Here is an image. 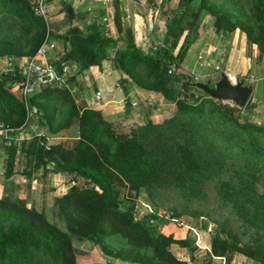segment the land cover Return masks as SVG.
<instances>
[{
    "label": "trees",
    "instance_id": "1",
    "mask_svg": "<svg viewBox=\"0 0 264 264\" xmlns=\"http://www.w3.org/2000/svg\"><path fill=\"white\" fill-rule=\"evenodd\" d=\"M47 1H57L65 7L67 21L75 18L70 4H65L62 0ZM189 1L191 0H185L187 3ZM196 1L198 13L218 17L222 9L227 10L224 2L215 4L214 0ZM223 1L229 2L232 9L239 12L226 13L230 27H220L219 24L213 27L215 32L220 30L224 36H228L233 33L235 22L239 21L245 10V2ZM249 1L253 25L242 26L240 29L249 45L264 49V0ZM33 2L34 0H0V57H24L27 61L44 42L46 25L42 18L34 15ZM96 13L99 18L103 15L102 10ZM8 21L10 26L3 28L6 26L4 22ZM102 26L103 23L96 25L95 21L91 20L89 23L83 22L81 27H70L66 33L60 35L63 44L61 55L50 64L55 78L61 81L59 85L54 81L44 85L37 84L32 93L17 100L7 91V86L13 83L21 86L24 81L22 71L12 66L9 70L0 72V124L6 130L4 137H0V147L6 154L3 177L7 179L12 175L18 150L24 155L28 165L32 162L31 168L26 170L28 174L38 167L50 165L49 172L64 178L63 184L66 187L65 193L52 201L65 231L22 200L0 198V264H45L42 260L43 251L55 254L58 264H75L72 238L78 242L92 243L97 251L130 263L186 264V261L170 252V246L186 248L189 246L188 239L175 240L157 232V215H146L140 220H135L132 214L134 195L127 191L136 193L139 186L152 180L158 169L166 165L168 155L181 169L183 167L197 170L199 165L195 157L198 148L175 143L170 138L173 148L172 152H169L171 149L165 148V145H154L148 138V132L143 129L135 137L117 140L109 131L111 121H108L100 110L75 108L74 98L69 90L74 88L78 93L85 90L78 76L90 67L94 66L100 70L101 63L106 62L111 72H121L131 81L134 80L133 71L137 68L133 67V64L145 63L149 69L147 78L150 83H137L140 90L160 94L165 100L173 103L180 113L201 115L206 106L216 108L222 104H230L232 112L236 115L229 118L241 132L247 136L264 135V127L252 125L247 122L245 116H239L242 108H237L229 102L212 100L190 86L193 77L189 75L190 80L187 81L184 78L186 75L181 73L187 54L182 45H179L173 54L172 49L176 44L172 43L171 47H167L168 41L165 38L162 43H153L143 52L135 46L131 35L126 39L106 37L102 33ZM174 26V17L170 15L166 21L165 37ZM116 27L119 29L118 23ZM3 30L5 33L2 34ZM71 66L75 68L74 72L70 71ZM62 69H65L64 73ZM126 79H121L120 83H127ZM176 81L181 82L185 91H195L203 98L198 104H194L191 99L182 101L176 98L174 87H170V84L174 85ZM204 83L208 84L207 81ZM122 93L123 106L129 109L128 92ZM61 109L65 111L64 120L58 122L57 112ZM125 113L124 109L120 116H125ZM72 118L76 119V136L70 146L67 141H63L47 147L43 137L32 136L29 140L21 142L18 148L8 147L11 144L10 137L27 123L36 122L45 128L49 135H55L59 127H64ZM151 126L147 123L144 128L150 130ZM120 188L123 191H120ZM220 195L232 204L238 216L245 222L258 224L255 213L259 208L264 209V194L249 190L239 192L228 184H223L220 187ZM184 220L187 224L188 221ZM112 241L122 243L127 249L111 250L108 245ZM207 246L214 256H225L227 264L232 253L256 259L255 252L231 243L222 232L212 233ZM97 264L112 263L105 261Z\"/></svg>",
    "mask_w": 264,
    "mask_h": 264
},
{
    "label": "rangeland",
    "instance_id": "2",
    "mask_svg": "<svg viewBox=\"0 0 264 264\" xmlns=\"http://www.w3.org/2000/svg\"><path fill=\"white\" fill-rule=\"evenodd\" d=\"M62 1L71 6L72 0ZM86 2V7L89 9L81 10L78 17L82 19L86 17L85 23L91 20H94L96 25L103 23L102 33L106 37L126 39L131 35L135 46L143 52L153 43H162L165 38L168 41L167 47H171L172 43L176 44L172 49L173 54L176 53L178 46L182 45V49H186L187 54L181 73L192 76L193 80H197L193 73L200 70L209 77L211 75L217 77L225 60L228 44L224 39L226 37L224 33L220 30L215 32L213 27L216 24L220 27H230L226 20V13L233 11L239 14L232 9L229 2L223 0H214L215 4L224 2L227 5V10L222 9L218 17L203 12L198 13L196 0L188 3L185 0H105L104 3L87 0ZM244 2L245 10L239 17V21L235 22L233 33L236 32L244 40L242 61L245 73L231 81L242 79L245 85L252 86L251 96L239 116L242 118L245 116L247 122L252 125L264 127V49L249 45L245 34L240 29L242 26L253 25L249 11L250 1L244 0ZM49 3V12L44 22L49 29L53 30H48V36L60 37L73 26L69 25L70 20L67 21L65 7L57 1ZM77 5L78 2L75 6ZM98 10L103 11L100 18L96 13ZM60 11L63 12L62 20L56 21ZM170 15L174 17L175 26L165 37L166 21ZM102 18H106L107 22H103ZM115 22L118 23L119 29ZM82 23L78 21L76 26L81 27ZM10 24L9 21L4 22L6 26L3 28ZM58 30L60 33L56 34ZM1 33H5L4 30ZM214 59L219 61L215 64ZM133 67H137L133 71L134 80L126 79L121 72L112 74L121 92H128L130 107L127 109L123 106L122 111L126 110L127 117L122 120L107 119L111 121L109 131L117 140H122L135 137L143 129L144 132H148V138L156 146L165 145V148L171 149L173 140L178 144L198 148L195 161L199 165L197 170L183 167L181 169L179 165L172 162L169 155L166 156V165L158 169L152 180L139 186L136 193L127 191L134 195L132 211L134 219L140 220L146 215L158 214L170 215L183 222L186 219L188 221L186 223L196 229V235L162 218L157 217L159 221L155 223L156 231L165 236H171L175 240L188 239L189 246L186 248L170 246V252L175 257L186 261V264H227L225 256H214L207 246L212 233L218 232H222L231 243H236L256 254V259H249L241 254L232 253L229 255L228 264H264V209L257 210L255 217L258 219V224L251 225L239 217L232 204L222 199L220 195V187L223 184H228L233 190L239 192L249 190L264 194V135L247 136L241 132L229 118L236 115L232 112L230 104H222L216 108L206 106L201 115L178 112L175 105L165 100L160 94L150 90H140L137 87L139 83H150L147 78L149 69L142 62H135ZM1 71L4 70L0 68ZM121 79H126L128 82L121 84ZM199 80L203 83L205 81L202 78ZM207 82L212 83L211 80ZM83 84H86L84 87L86 92L98 99L90 79L84 78ZM172 85L170 84V87H174V96L182 101L191 99L194 104H198L203 98L195 91L182 89L180 81ZM17 87L20 88L19 85H16ZM74 105L76 109L86 106L83 99L77 100ZM111 110L108 108L107 112L110 113ZM57 114L56 121L64 120V110L61 109ZM147 123L152 125L149 127L150 130L144 128ZM60 131L70 138L76 136V119L72 118L64 127H59L58 133ZM10 141V146L5 144L9 149L17 146L16 140ZM72 141V139L67 141L69 146ZM22 142L25 141L22 140ZM44 145L47 146L45 143ZM113 149L112 147L111 150ZM169 152H172V149ZM2 153L6 156L5 150H2ZM23 160H18L16 163L20 171L32 166V162L28 165L26 159ZM61 181L64 183V178L61 177ZM53 182L51 178L44 180V184L38 190L36 203H42L39 212H42L56 227L65 231V226L53 205L51 193H47V190L52 188ZM12 187L13 184L7 186V197L22 200L30 207L34 205L35 200L29 195V191L33 190L32 187L31 189L24 187L26 192L22 194L23 198L20 196L17 198L15 188ZM120 191L123 189L120 188ZM71 244L75 252V264H97L105 261L112 264H135L105 255L97 251L89 242H78L72 238ZM108 247L115 251L127 249L117 241H112ZM42 253H44L42 260L45 264H58V257L55 254L46 251Z\"/></svg>",
    "mask_w": 264,
    "mask_h": 264
},
{
    "label": "crops",
    "instance_id": "3",
    "mask_svg": "<svg viewBox=\"0 0 264 264\" xmlns=\"http://www.w3.org/2000/svg\"><path fill=\"white\" fill-rule=\"evenodd\" d=\"M87 0H72L71 3V10L73 15H75V18L70 20V26H76L78 24V21L82 23L85 22L86 16L84 14V18L78 17L79 13L81 10L84 9H89V7H86V2ZM78 2V5L75 6ZM53 5V4H52ZM61 7V6H60ZM62 15L63 12H59L57 14L58 17H56V21L59 19L62 20ZM47 26V23H46ZM51 26V25H50ZM52 28V26H51ZM48 30H53L49 29V27H46V37L44 42L42 43V47L45 49V53L43 55H40L36 53L31 57L34 58L35 62H39L41 64L46 63V64H51L53 60H56L57 56L56 55H61V49H62V39L58 36H48ZM60 30L57 31L56 34H59ZM226 39V43L228 44V49L226 50V57L225 60L222 63L221 69H224L225 73L227 74L228 78L231 80L238 75H241L245 73L244 65H243V44L244 40L238 36V34L232 33L224 38ZM40 46V47H41ZM39 49V48H38ZM30 59V58H29ZM28 59V60H29ZM219 60L214 59V63L218 62ZM26 62V58L24 57H0V68H2L4 71L9 70L10 67L15 66L19 70H21L22 65ZM70 71L74 72L75 68L73 66L69 67ZM183 68V67H182ZM220 69V70H221ZM219 70V71H220ZM22 71V70H21ZM193 73V72H192ZM113 72L109 70V67L106 62L101 63V69L98 70L96 67H90L88 70L83 71L81 74H79L78 78L80 81H84V78L90 79V82L94 86L95 93H99V98L95 99V97L89 95L86 92V89L81 93L77 92L74 90V88H70V94L74 98V103L78 101H83L86 104V108L90 109H98L100 110L101 114L108 120H122L123 118L127 116H120L122 113L123 109V93L121 90L116 86L115 81L113 80ZM195 76L197 77V81H200L199 79L202 78L205 81L211 80L212 83L216 81L217 77L212 76L209 77L204 73V71L200 72H194ZM218 76V74H217ZM54 81L57 85L61 83V81L57 80L55 77L52 80ZM204 81V82H205ZM100 85V87H99ZM84 87H86V84H84ZM7 91L15 97L17 100H21V94H20V89L16 85L10 84L7 86ZM111 108V112L108 113L107 109ZM119 117V118H118ZM63 131H60L59 133L55 135H49L47 130L38 124L36 122L33 123H27L25 124L20 130L17 131L13 137H10L13 141L16 140V145L17 148L20 146L22 140L27 141L29 140L32 136L35 137H43L45 144L47 146H52L59 144L58 141L62 140H69L75 139V136L70 138L65 136ZM2 147H0V198L2 195L6 196L7 193V186L9 187L11 184H13V189L15 188V194L16 197L18 198L19 196L23 198L24 190L25 188H30L32 187L33 190L32 192L29 191V195L32 196V198L35 200L34 205L32 206L35 210L39 211L42 206V203L39 204L36 203L37 199L36 196H38V190L41 188V185L44 184V180H47L51 178L53 182L52 188L47 190V193H51L52 198L59 197L63 195L66 191V187L61 181V176L58 174H54L50 171L51 166L47 165L46 167H38L37 169L33 170L30 174L26 172V170H18V165L16 164L18 160L22 161L23 154H20L18 150L16 151L15 154V159H14V164H13V173L12 175L5 179L3 177V165L5 162V156L2 153ZM24 161V160H23ZM29 175V176H28ZM25 184V186H24ZM34 186V187H33ZM28 188V189H29ZM31 189V188H30ZM13 193V190H12Z\"/></svg>",
    "mask_w": 264,
    "mask_h": 264
},
{
    "label": "built area",
    "instance_id": "4",
    "mask_svg": "<svg viewBox=\"0 0 264 264\" xmlns=\"http://www.w3.org/2000/svg\"><path fill=\"white\" fill-rule=\"evenodd\" d=\"M97 2L104 3L105 0H97ZM49 6L50 3L47 0H34L33 2L34 15L45 20L49 12ZM102 21L107 22V19L102 18ZM37 53L43 55L45 53V49L41 46L39 47ZM21 70L24 77L23 84L19 88L22 98L33 92L35 86L38 84L37 83L38 77L44 76L48 73H51L55 77L54 71L50 64H46V63L41 64L39 62H35L34 58H30L29 60H27L22 65ZM62 72L64 73L65 69H62ZM96 98H99V93H96ZM5 133L6 130L0 124V137H4ZM157 216L159 218L166 220L168 223L174 224L177 227L185 229L189 233H193L196 235V229L193 226L185 224L184 222L179 221L177 219L170 218L168 215L158 214ZM198 247L201 248V246L199 245Z\"/></svg>",
    "mask_w": 264,
    "mask_h": 264
},
{
    "label": "water",
    "instance_id": "5",
    "mask_svg": "<svg viewBox=\"0 0 264 264\" xmlns=\"http://www.w3.org/2000/svg\"><path fill=\"white\" fill-rule=\"evenodd\" d=\"M189 81V76H184ZM54 79L51 73L38 77L37 83L44 85ZM190 86L215 101H225L233 104L237 108H243L252 93V86L245 85L242 79H235L233 82L228 78L224 69L218 73L216 81L211 84L192 80Z\"/></svg>",
    "mask_w": 264,
    "mask_h": 264
}]
</instances>
